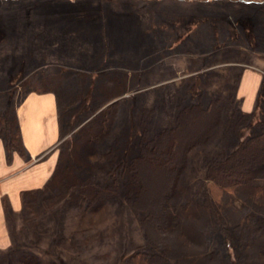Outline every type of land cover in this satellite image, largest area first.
Listing matches in <instances>:
<instances>
[{
  "label": "rangeland",
  "instance_id": "obj_1",
  "mask_svg": "<svg viewBox=\"0 0 264 264\" xmlns=\"http://www.w3.org/2000/svg\"><path fill=\"white\" fill-rule=\"evenodd\" d=\"M248 71L261 81L253 100L239 91ZM30 93L57 97L63 170L30 212L8 216L12 243L0 252V264H125L145 241L122 194L126 164L139 152L143 109H155V133L174 125L178 107L218 97L247 118L241 138L259 132L264 0H0V112L17 111ZM115 93L122 94L115 128L89 142L87 133L101 128L93 117ZM230 143H238L235 136L218 128L190 153L178 188L188 186L201 201L206 160L229 152ZM108 150L116 161L93 154ZM77 177L86 185L117 181L120 193L82 216L77 196L62 185ZM209 239L223 264H245L237 260L233 235L214 232Z\"/></svg>",
  "mask_w": 264,
  "mask_h": 264
},
{
  "label": "trees",
  "instance_id": "obj_2",
  "mask_svg": "<svg viewBox=\"0 0 264 264\" xmlns=\"http://www.w3.org/2000/svg\"><path fill=\"white\" fill-rule=\"evenodd\" d=\"M121 96L115 93L104 101L106 107L93 117L100 119V131L88 132L89 142L101 141L115 128ZM154 111L143 109L139 152L125 168L129 180L122 191L124 202L145 237L125 264H223L209 239L214 232L233 235L239 262L255 264L264 259V178H256L259 172L264 175V121L258 133L241 138L240 127L247 118L232 100L223 102L217 97L204 104L199 98L178 107L174 125L153 133L150 125ZM220 127L234 135L238 143H230L229 152L223 149L206 160L207 185L202 200L197 201L188 186L178 188V183L190 153L206 146ZM0 138L8 162L15 153L28 158L16 110L10 107L0 112ZM93 154L110 163L118 159L112 150ZM61 156L53 177L63 170ZM118 170L122 171V164ZM63 180L66 192L77 196L82 216L92 213L98 201L120 193L117 181L102 186L86 185L78 177ZM48 183L42 189L21 194L22 212L32 210L33 199L50 189ZM3 204L8 219L11 211L6 198ZM229 227L233 234L228 232ZM85 231L76 234L82 236Z\"/></svg>",
  "mask_w": 264,
  "mask_h": 264
},
{
  "label": "crops",
  "instance_id": "obj_3",
  "mask_svg": "<svg viewBox=\"0 0 264 264\" xmlns=\"http://www.w3.org/2000/svg\"><path fill=\"white\" fill-rule=\"evenodd\" d=\"M241 79L240 96H244L245 100L255 99L253 95L260 85V77L248 71ZM16 113L28 158L15 153L8 162L5 144L0 138V252L8 249L12 243L4 198L9 203L10 211L19 213L22 210L21 194L42 189L52 179L60 155L61 125L55 94L30 93Z\"/></svg>",
  "mask_w": 264,
  "mask_h": 264
}]
</instances>
